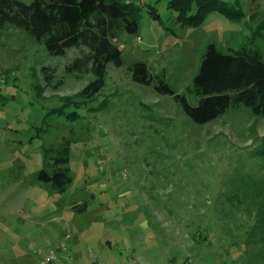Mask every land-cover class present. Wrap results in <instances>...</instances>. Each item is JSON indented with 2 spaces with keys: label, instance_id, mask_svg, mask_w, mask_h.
<instances>
[{
  "label": "rangeland",
  "instance_id": "1",
  "mask_svg": "<svg viewBox=\"0 0 264 264\" xmlns=\"http://www.w3.org/2000/svg\"><path fill=\"white\" fill-rule=\"evenodd\" d=\"M130 1L142 6L139 32L115 39L124 65H108L91 99V70L68 69L87 48L54 55L20 29L0 32V264H40L51 250L53 264H264L253 232L264 224V118L241 105L198 124L129 70L145 62L197 105L209 44L264 50V0H239L240 20L213 12L198 26L169 0ZM58 168L72 177L64 192L38 178ZM76 202L77 218L66 209Z\"/></svg>",
  "mask_w": 264,
  "mask_h": 264
},
{
  "label": "trees",
  "instance_id": "2",
  "mask_svg": "<svg viewBox=\"0 0 264 264\" xmlns=\"http://www.w3.org/2000/svg\"><path fill=\"white\" fill-rule=\"evenodd\" d=\"M238 6L239 0H169V8L178 13L179 22L188 26L200 25L213 12L240 20L244 15ZM141 11L142 6L129 0H33L29 4L0 0V32L7 26L20 29L54 55H64L72 47L87 48L88 52L77 57L68 69L91 70L95 79L82 91L83 97L91 99L105 87L108 65H124L123 52L115 39L123 33L139 32ZM263 30L264 23L259 33ZM129 70L135 82L174 96L198 124L214 121L241 105L264 118V50L254 43L230 48L228 53L213 43L207 46L193 79L192 92L199 97L195 106L169 85L164 72L153 74L143 61L135 62ZM68 147H62V151H68ZM69 173L67 168L52 173L42 170L38 178L64 192L72 181ZM253 228L254 234L259 232L264 239L263 221L254 223Z\"/></svg>",
  "mask_w": 264,
  "mask_h": 264
},
{
  "label": "crops",
  "instance_id": "3",
  "mask_svg": "<svg viewBox=\"0 0 264 264\" xmlns=\"http://www.w3.org/2000/svg\"><path fill=\"white\" fill-rule=\"evenodd\" d=\"M80 206H82V207H80ZM67 211H71V213L77 218L78 217V215H82V214H84L85 213V204H79V203H75V204H68V206H67ZM75 221L76 220H74V222H68V225H69V227H70V231H72V232H74L75 230H79V227H80V223L79 222H77V223H75ZM79 221H80V219H79ZM67 223V222H66ZM54 229L55 230H57L58 229V226L57 225H55L54 226ZM73 235H74V233H73ZM74 238H75V235H74ZM62 257V256H61Z\"/></svg>",
  "mask_w": 264,
  "mask_h": 264
},
{
  "label": "built area",
  "instance_id": "4",
  "mask_svg": "<svg viewBox=\"0 0 264 264\" xmlns=\"http://www.w3.org/2000/svg\"><path fill=\"white\" fill-rule=\"evenodd\" d=\"M72 234L67 233L64 237V243L59 246V250L66 252L67 244L72 240ZM58 254L56 250H51L48 255L45 256L43 260H41L40 264H53V262L58 261Z\"/></svg>",
  "mask_w": 264,
  "mask_h": 264
}]
</instances>
